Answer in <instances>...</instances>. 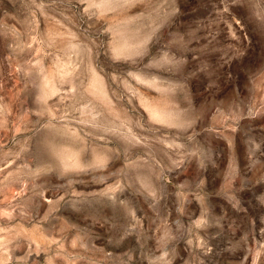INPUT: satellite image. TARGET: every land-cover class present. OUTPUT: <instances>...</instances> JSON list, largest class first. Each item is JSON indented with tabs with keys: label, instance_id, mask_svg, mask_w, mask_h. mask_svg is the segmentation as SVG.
I'll list each match as a JSON object with an SVG mask.
<instances>
[{
	"label": "rangeland",
	"instance_id": "obj_1",
	"mask_svg": "<svg viewBox=\"0 0 264 264\" xmlns=\"http://www.w3.org/2000/svg\"><path fill=\"white\" fill-rule=\"evenodd\" d=\"M0 264H264V0H0Z\"/></svg>",
	"mask_w": 264,
	"mask_h": 264
}]
</instances>
